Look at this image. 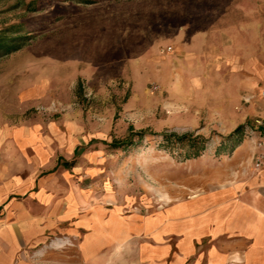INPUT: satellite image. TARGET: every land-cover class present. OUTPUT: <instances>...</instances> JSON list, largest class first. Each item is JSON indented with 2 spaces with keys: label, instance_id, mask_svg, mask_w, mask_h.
<instances>
[{
  "label": "rangeland",
  "instance_id": "rangeland-1",
  "mask_svg": "<svg viewBox=\"0 0 264 264\" xmlns=\"http://www.w3.org/2000/svg\"><path fill=\"white\" fill-rule=\"evenodd\" d=\"M27 1L0 0V32L16 27L28 38L0 57V157L6 143L45 144L50 156L76 160L73 185L143 211L260 184L264 0H38L45 5L35 12ZM238 125L242 141L216 154L219 135ZM129 126L209 141L191 159L158 136L124 150L104 144ZM53 240L76 244L56 235L41 247Z\"/></svg>",
  "mask_w": 264,
  "mask_h": 264
},
{
  "label": "crops",
  "instance_id": "crops-1",
  "mask_svg": "<svg viewBox=\"0 0 264 264\" xmlns=\"http://www.w3.org/2000/svg\"><path fill=\"white\" fill-rule=\"evenodd\" d=\"M38 143H6L0 157V264H264V171L254 189H212L143 211L76 187L71 168L54 169L68 159ZM20 147L30 154L13 157ZM56 235L76 237L75 247H41Z\"/></svg>",
  "mask_w": 264,
  "mask_h": 264
},
{
  "label": "trees",
  "instance_id": "trees-1",
  "mask_svg": "<svg viewBox=\"0 0 264 264\" xmlns=\"http://www.w3.org/2000/svg\"><path fill=\"white\" fill-rule=\"evenodd\" d=\"M86 3L91 2L86 1ZM44 5L45 4L38 0H29L24 4V7L26 11L35 12L42 10ZM9 29L10 30L0 32V57L17 51L28 39L26 35L16 34L19 32L18 28L12 27ZM244 131L245 126L238 125L227 135H219L220 144L216 148V154H229V152L234 150V148L242 141ZM147 135L160 137L161 143L165 147H169V151L175 146L182 148L184 150L183 153L185 159L201 156L209 141V137L207 138L200 134H178L175 132L147 133L144 130L135 131L132 126H129L128 133L124 138L113 140L109 144L104 142V144H107L110 149L124 150L137 146ZM79 150V147L76 148L75 154H77ZM75 163V159L65 160L59 157L54 169L59 166L63 168H72L75 166Z\"/></svg>",
  "mask_w": 264,
  "mask_h": 264
},
{
  "label": "built area",
  "instance_id": "built-area-1",
  "mask_svg": "<svg viewBox=\"0 0 264 264\" xmlns=\"http://www.w3.org/2000/svg\"><path fill=\"white\" fill-rule=\"evenodd\" d=\"M256 165H257V166H259V164H258V163H257Z\"/></svg>",
  "mask_w": 264,
  "mask_h": 264
}]
</instances>
